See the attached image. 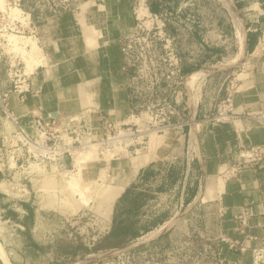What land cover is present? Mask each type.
<instances>
[{
	"label": "crops",
	"instance_id": "1",
	"mask_svg": "<svg viewBox=\"0 0 264 264\" xmlns=\"http://www.w3.org/2000/svg\"><path fill=\"white\" fill-rule=\"evenodd\" d=\"M36 1L21 3L32 13L31 31L42 63L28 75L24 101L17 93L7 98V108L20 124L34 135L32 121L38 114L79 119L99 137L104 119L122 122L137 115L145 100L134 95L133 71L124 67L121 54V41L135 25L131 2L85 0L75 10L53 14L47 8L40 11ZM148 6L165 19L167 31L175 37L182 76L202 73L191 86L185 82L182 87L185 95L177 105L176 120L180 127L156 134L160 139L154 138V147L131 151L122 157L127 159L112 160L101 169L112 186L122 188L107 213V234L112 228L126 227L131 247L141 245L139 240L168 220V202L171 207L194 210L201 200L215 212L219 259L225 260L223 264H250V251L241 253L229 244L246 242L250 247L254 243L246 237L262 235L264 161L238 176L228 172L241 147L264 145L263 129L249 117L219 125H212L209 118L231 79L237 83L234 111L264 114V46H260L264 0H148ZM168 100L172 101L170 96ZM62 160L65 167L72 166ZM5 175L0 172V186ZM18 206L14 210L8 206L4 216L21 220L35 213L32 206ZM46 264L61 263L50 258Z\"/></svg>",
	"mask_w": 264,
	"mask_h": 264
},
{
	"label": "rangeland",
	"instance_id": "2",
	"mask_svg": "<svg viewBox=\"0 0 264 264\" xmlns=\"http://www.w3.org/2000/svg\"><path fill=\"white\" fill-rule=\"evenodd\" d=\"M48 1L51 2L36 1L40 11L48 7ZM4 3V8H0V99H3L4 95L9 97L11 93H15L13 83L17 75L30 74L27 62L31 54L25 53L30 48H17L9 41V36H24L34 40L31 25L28 26L27 22H32V13L25 9L21 2L19 7L14 0H4ZM13 8H18L22 18L26 20L13 18ZM32 62L35 63L34 68L42 63L41 49ZM195 79L186 81L187 85L191 86ZM0 101L7 104V99ZM0 109L2 111L1 106ZM0 117H4L3 111L0 112ZM2 132L0 123V134ZM154 138H157L156 134L150 135L147 147L153 146ZM159 139L160 137L157 141ZM79 152L74 156V160L64 157L72 166L65 167L62 159L50 163L31 159L24 169L4 171L5 179L1 181L0 186L4 194L3 198H0V244L11 264H46L50 258L58 259L61 264L225 263L223 258L219 259L221 246H216L218 240H214L215 212L208 203L201 200L194 210H185V207L180 208L175 204L171 207L168 202V208L165 210L168 211L169 218L155 231L168 226L155 234L158 236L166 232L160 239L151 240L154 235L150 234L152 236L139 240L143 244L135 247L127 243L119 248L99 250L101 245L109 247L117 242V239H110L98 244L107 235V213L111 210V207L100 200L108 190L118 188L119 194L122 188L112 186L107 173L101 171L106 163L112 161L110 157L102 159L94 148ZM13 153V149L9 145L3 147L0 140V164L6 163ZM84 155H88L87 162L78 168L75 164L79 158H84ZM122 157L119 159H127ZM73 184H77V188H74ZM205 185L202 189L207 191ZM23 186L27 194L20 196ZM17 204L32 206L35 213L29 219L22 217L21 220L4 216L8 206L9 209H19ZM21 215L27 217V214ZM124 240L120 238V241Z\"/></svg>",
	"mask_w": 264,
	"mask_h": 264
},
{
	"label": "built area",
	"instance_id": "3",
	"mask_svg": "<svg viewBox=\"0 0 264 264\" xmlns=\"http://www.w3.org/2000/svg\"><path fill=\"white\" fill-rule=\"evenodd\" d=\"M82 1L85 0H51L50 3L48 1L47 8L53 14H59L77 9ZM127 1L132 5L135 25L133 31L121 41V54L124 67L133 71L131 85L134 95L145 100L141 111L122 122L104 119L99 137L93 136L87 123L79 119L61 120L51 115L44 117L38 114L32 121L33 135L20 124L7 104L0 101L4 114V117H0L3 129L0 134L1 145H9L14 152L6 163L0 164V172L24 169L31 159L50 163L67 156L74 160L79 151L85 152L93 148L102 159H119L131 151L136 154L141 148H146L150 135L163 134L181 126L176 121L180 118L177 105L185 95L182 87L186 77L182 76L181 58L176 51L175 37L167 31L165 19L149 10L148 0ZM20 2L21 0H14L17 7ZM24 20L26 18L22 21ZM27 22L30 26V20ZM31 33L33 34L32 31ZM260 46H264V31ZM13 84L14 92L24 101V94L29 92V76L20 73ZM236 90V79L229 80L224 98L209 121L212 125H219L240 116L249 117L258 122L264 133V114L251 116L234 111L233 97ZM168 96L172 101L168 100ZM7 98L4 95L0 100L6 101ZM263 161L264 145L241 147L228 174L238 176L243 170L261 165ZM26 194V188L21 187L20 196ZM246 239L254 245L248 247L246 242L235 241L230 242V249H237L241 253L250 251V264H264V227L260 237L247 236Z\"/></svg>",
	"mask_w": 264,
	"mask_h": 264
},
{
	"label": "bare ground",
	"instance_id": "4",
	"mask_svg": "<svg viewBox=\"0 0 264 264\" xmlns=\"http://www.w3.org/2000/svg\"><path fill=\"white\" fill-rule=\"evenodd\" d=\"M227 2H229V1H227ZM230 3V2H229ZM4 0H0V8H4ZM228 5H230V4H228ZM225 7V6H224ZM228 8V7H227ZM231 8H232V12L233 11H235V10H233L234 8L231 6ZM230 8V9H231ZM11 14H12V16H13V18H16V20H17V18L18 19H21V20H23V18H22V16H21V11L18 9V8H13L12 10H11ZM233 14V13H232ZM234 23V22H233ZM237 25V24H236ZM239 26V25H238ZM237 26V27H238ZM239 32H241V30H238ZM238 34V33H237ZM243 36V35H242ZM241 36V37H242ZM243 38V37H242ZM9 41L14 45V46H16L17 48H21V49H25L26 47H28V48H30L29 50H27V52H25V53H30L31 54V57L29 58V60H28V64H27V69H28V72H31L32 70H33V68H34V66H35V63L34 62H32V60H33V57L35 56V55H38L39 53H40V49H39V47L37 46V44H36V42L34 41V40H32L30 37H20V36H17V35H10L9 36ZM243 41V40H242ZM244 45H245V42L243 43ZM243 46V45H242ZM244 49V48H243ZM244 53V52H243ZM24 56L26 57V55L24 54ZM242 56H244V55H242ZM40 58V57H39ZM239 58V57H238ZM27 59V58H26ZM237 59V58H236ZM240 60H241V58H240ZM238 61V60H237ZM236 63V62H235ZM209 69V68H208ZM211 69H213L212 67H211ZM215 69V68H214ZM216 69H217V67H216ZM219 69V68H218ZM204 70V69H203ZM202 72H197V73H194V74H192V75H190V76H188V78H187V80L186 81H188V82H190L191 80H193V79H195V78H197L198 76L197 75H199V74H201ZM187 83V82H186ZM190 86V85H189ZM189 88V87H188ZM88 150H90V149H87L86 151H88ZM88 155H84V158H79L78 160H77V162H76V164H75V166H77L78 168H80L83 164H85L86 162H87V159H88V157H87ZM3 186V185H2ZM73 187L74 188H77V184H73ZM118 188H114V189H111V190H108L107 192H106V194L101 198V202L102 203H104V204H106V205H108L109 207H112V204H113V202H114V200H115V198L118 196ZM84 200V199H83ZM84 202H86V200H84ZM191 207V206H190ZM106 211H107V209H106ZM171 220V219H170ZM170 225H171V223H170ZM168 226H166V227H162V229H159V231H157V232H155L154 234H158V233H160V231H163V230H165L166 228H167ZM152 234V233H151ZM153 234V235H154ZM150 236V235H149ZM155 236V235H154ZM149 238V237H148ZM147 238V239H148ZM146 239V240H147ZM0 258L2 259V261H3V263L4 264H11L10 263V261H9V259H8V256H6V254H5V252H4V250H3V248H2V246H1V244H0Z\"/></svg>",
	"mask_w": 264,
	"mask_h": 264
},
{
	"label": "trees",
	"instance_id": "5",
	"mask_svg": "<svg viewBox=\"0 0 264 264\" xmlns=\"http://www.w3.org/2000/svg\"><path fill=\"white\" fill-rule=\"evenodd\" d=\"M129 234H128V229L126 227H117L115 229H111V231L101 239V241H99L98 244H101L103 240H110V239H117V242L114 243L112 246L109 247H103L102 245L100 246L99 250H106V249H113V248H119L122 247L123 245H126L127 243L129 244V239L128 238ZM120 238L125 239L124 241H120ZM95 248L98 249V246H96Z\"/></svg>",
	"mask_w": 264,
	"mask_h": 264
}]
</instances>
